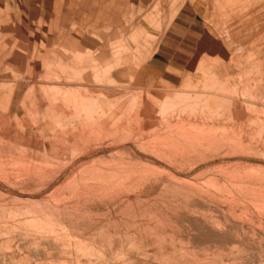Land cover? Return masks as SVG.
I'll list each match as a JSON object with an SVG mask.
<instances>
[{"label": "rangeland", "instance_id": "rangeland-1", "mask_svg": "<svg viewBox=\"0 0 264 264\" xmlns=\"http://www.w3.org/2000/svg\"><path fill=\"white\" fill-rule=\"evenodd\" d=\"M44 9L0 0V264H264V0Z\"/></svg>", "mask_w": 264, "mask_h": 264}, {"label": "crops", "instance_id": "crops-1", "mask_svg": "<svg viewBox=\"0 0 264 264\" xmlns=\"http://www.w3.org/2000/svg\"><path fill=\"white\" fill-rule=\"evenodd\" d=\"M131 5L132 0H43L45 14L75 16L76 21L86 13L105 15L107 23L112 24L113 28H121L120 17L128 13ZM87 6L91 11L84 9Z\"/></svg>", "mask_w": 264, "mask_h": 264}]
</instances>
